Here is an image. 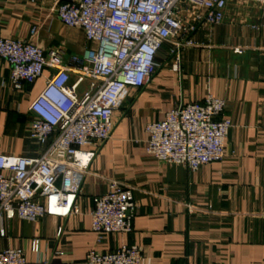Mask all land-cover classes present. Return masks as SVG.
<instances>
[{
  "label": "crops",
  "instance_id": "0c3cea01",
  "mask_svg": "<svg viewBox=\"0 0 264 264\" xmlns=\"http://www.w3.org/2000/svg\"><path fill=\"white\" fill-rule=\"evenodd\" d=\"M72 1L0 0V34L30 41L48 57L58 52L67 64L93 47L82 29L64 25L55 13L58 4ZM190 41L180 50V71L173 69L174 46L162 47L150 84L132 89L114 112L111 138L87 148L96 155L79 213L68 219L0 218V252L22 250L27 264H83L92 250L127 246L141 250V264H264V6L230 2L222 24L199 25ZM10 72L0 58V154L37 158L47 147L29 136L30 106L55 71L46 68L20 91L10 84ZM208 96L226 101L224 117L233 122L223 161L192 172L146 152L148 124ZM111 180L134 189L133 230L97 245L91 213Z\"/></svg>",
  "mask_w": 264,
  "mask_h": 264
},
{
  "label": "built area",
  "instance_id": "2783aa9c",
  "mask_svg": "<svg viewBox=\"0 0 264 264\" xmlns=\"http://www.w3.org/2000/svg\"><path fill=\"white\" fill-rule=\"evenodd\" d=\"M230 2L264 6V0H75L55 9L59 20L84 31L93 47L62 64L58 52L48 57L30 41L0 34V58L10 65L15 90L55 71L32 102L29 136L46 146L37 158L0 154V218L68 219L79 213L78 198L95 151L114 131L113 114L132 89L148 86L166 43L174 48L175 71L181 70L180 50L191 44L199 25L222 24ZM37 34V28L31 35ZM241 53L242 50H236ZM89 84L81 95L80 87ZM6 85V84H4ZM227 103L208 96L182 104L162 121L146 126V152L166 164L192 172L225 158V142L233 122L224 117ZM136 211L134 189L111 180L108 192L95 199L91 213L97 245L112 234H130ZM62 229L57 232L60 237ZM4 235V232H2ZM39 240L32 243L38 253ZM62 254V253H60ZM140 249L122 246L103 253L92 250L83 264H141ZM0 264H27L22 250L0 252Z\"/></svg>",
  "mask_w": 264,
  "mask_h": 264
},
{
  "label": "rangeland",
  "instance_id": "374dc122",
  "mask_svg": "<svg viewBox=\"0 0 264 264\" xmlns=\"http://www.w3.org/2000/svg\"><path fill=\"white\" fill-rule=\"evenodd\" d=\"M88 87H89V84H88L87 82H85V83L80 87V89H79V93H80V95H81L86 89H88Z\"/></svg>",
  "mask_w": 264,
  "mask_h": 264
}]
</instances>
